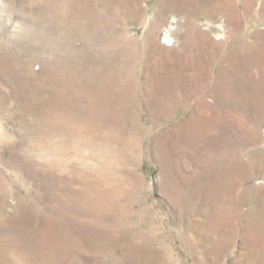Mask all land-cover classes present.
Segmentation results:
<instances>
[{"label":"rangeland","instance_id":"rangeland-1","mask_svg":"<svg viewBox=\"0 0 264 264\" xmlns=\"http://www.w3.org/2000/svg\"><path fill=\"white\" fill-rule=\"evenodd\" d=\"M0 264H264V0H0Z\"/></svg>","mask_w":264,"mask_h":264},{"label":"bare ground","instance_id":"bare-ground-1","mask_svg":"<svg viewBox=\"0 0 264 264\" xmlns=\"http://www.w3.org/2000/svg\"><path fill=\"white\" fill-rule=\"evenodd\" d=\"M165 42L169 45H171L173 43V38H171L170 35L165 34ZM158 49V48H157ZM160 49V48H159ZM212 120H214V115H212Z\"/></svg>","mask_w":264,"mask_h":264}]
</instances>
